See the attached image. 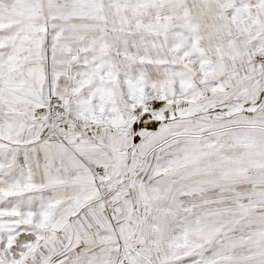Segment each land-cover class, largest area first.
Segmentation results:
<instances>
[{"label":"snow or ice","instance_id":"snow-or-ice-1","mask_svg":"<svg viewBox=\"0 0 264 264\" xmlns=\"http://www.w3.org/2000/svg\"><path fill=\"white\" fill-rule=\"evenodd\" d=\"M0 264H264V0H0Z\"/></svg>","mask_w":264,"mask_h":264}]
</instances>
